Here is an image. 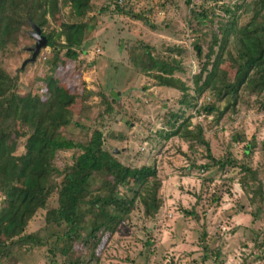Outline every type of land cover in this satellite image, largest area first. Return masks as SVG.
Listing matches in <instances>:
<instances>
[{"label": "rangeland", "instance_id": "1", "mask_svg": "<svg viewBox=\"0 0 264 264\" xmlns=\"http://www.w3.org/2000/svg\"><path fill=\"white\" fill-rule=\"evenodd\" d=\"M42 1L45 5L52 2ZM252 1L90 0L86 17L95 28L83 38L84 51L75 59L64 56L61 46L60 23L73 18L69 8L60 5L59 10L45 14L47 23L41 32H51L57 41L54 50L41 48L34 61L19 68L29 57L26 48L33 44L29 25L22 27L13 52L1 63L15 77L17 93L44 96L46 81L58 80L76 96L72 122L63 132L66 137L85 141L92 128L98 127L104 148L115 150L113 154L122 164L153 165L160 179L157 194L162 203L154 217L144 216L136 200L127 218L97 249L96 261L88 264H264V201L256 211L241 191L239 168L225 162L242 161L255 169L264 192V90L258 94L242 90L233 109L216 120L213 114L197 110L212 99L207 91L198 93L200 83L195 86L192 79L217 27L231 15L237 25L245 24ZM134 14L138 17H132ZM144 46L179 60L182 70L173 75L186 84L187 97L158 85L153 71L139 70L138 57ZM229 51L235 56L231 41ZM229 64L225 61L221 66L226 73ZM196 95V101L192 100ZM180 111L183 116L189 114V128L201 126L210 155L223 161L221 167L211 164L202 144L192 141L188 148L189 143L178 136H164L174 120L172 115ZM245 146L250 147L251 155L242 160ZM21 147L19 140L16 153ZM70 154L59 151L54 165L60 169ZM2 198L0 193V206ZM54 205L52 195L46 209ZM46 209L37 210L23 229L1 223L0 237L36 231ZM183 209L194 212L197 220L186 218ZM74 250L80 260L87 259L83 245L75 243ZM44 251V246H24L10 257L0 258V264H48ZM55 260V264H63L61 257Z\"/></svg>", "mask_w": 264, "mask_h": 264}, {"label": "trees", "instance_id": "2", "mask_svg": "<svg viewBox=\"0 0 264 264\" xmlns=\"http://www.w3.org/2000/svg\"><path fill=\"white\" fill-rule=\"evenodd\" d=\"M60 5H66L73 18L60 23L64 34L61 46L65 48L64 56L75 59L84 51L83 38L95 28L86 17L90 0H52L46 5L42 0H0V193L3 197L0 224L23 229L33 214L46 209L49 198L55 196V205L46 209L39 229L0 237V258L10 257L15 249L24 246H44L48 264H55L56 257H61L63 264H88L96 261L97 249L127 218L136 200L144 216L154 217L162 203L157 194L160 179L153 165L122 164L113 151L104 148L103 133L98 127L92 128L85 141L66 137L63 132L72 122L71 109L76 96L58 80L46 81L44 96L30 92L19 94L15 77L2 67V60L16 46L22 27L32 22L42 32L47 23L45 14L59 10ZM228 10L226 8L225 12ZM199 14L204 15L203 12ZM44 36L46 46L54 50L57 41L55 43L51 32ZM230 41L235 56L229 51ZM143 48L138 57L139 70L153 71L152 77L158 85L174 88L187 97L186 84L173 75L182 70L179 60L153 53L147 46ZM203 57L192 79L195 86L200 83L198 93L207 91L212 100L201 107L198 105L197 110L213 114L218 120L233 109L242 90L262 92L264 0L252 1L251 15L245 24L237 25L233 15L228 16L211 35ZM225 61L231 67L227 73L221 68ZM191 98L196 101L197 95ZM186 106L189 108L190 103ZM110 109V104L106 103L105 111ZM172 116L174 120L164 136L176 135L189 143L188 148L192 141L202 144L211 164L221 167L223 161L210 155L201 126L189 128L190 116H183L182 111ZM19 140L21 152L16 153ZM249 148L244 147L242 160L250 158ZM59 151H71L69 161L60 169L53 163ZM225 162L239 168L241 191L258 211L264 201V192L256 170L242 161L227 159ZM182 213L188 219L197 220L191 210L183 209ZM75 243L85 247V261L74 254ZM205 246L203 243V250Z\"/></svg>", "mask_w": 264, "mask_h": 264}, {"label": "water", "instance_id": "3", "mask_svg": "<svg viewBox=\"0 0 264 264\" xmlns=\"http://www.w3.org/2000/svg\"><path fill=\"white\" fill-rule=\"evenodd\" d=\"M29 27V36L33 39V44L26 48V50L30 52L29 57L22 60L19 68H22L28 62L34 61L39 50L46 46V38L41 34L40 29L32 22H29ZM114 151L115 150H113V152Z\"/></svg>", "mask_w": 264, "mask_h": 264}, {"label": "crops", "instance_id": "4", "mask_svg": "<svg viewBox=\"0 0 264 264\" xmlns=\"http://www.w3.org/2000/svg\"><path fill=\"white\" fill-rule=\"evenodd\" d=\"M221 251H222V249H221ZM222 253H223V251H222Z\"/></svg>", "mask_w": 264, "mask_h": 264}]
</instances>
